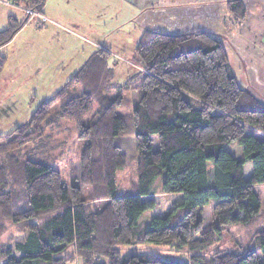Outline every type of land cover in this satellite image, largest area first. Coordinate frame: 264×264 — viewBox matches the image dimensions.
<instances>
[{"label": "trees", "instance_id": "1", "mask_svg": "<svg viewBox=\"0 0 264 264\" xmlns=\"http://www.w3.org/2000/svg\"><path fill=\"white\" fill-rule=\"evenodd\" d=\"M45 1L8 0L41 14ZM227 6L234 21L245 20L241 0ZM12 21L0 32V48L25 24ZM107 56L98 50L28 122L0 136V236L5 222L27 231L22 243L0 244V264H77V257L82 264H188L151 253L121 257L123 247L147 244L187 249L189 264H264V226L247 252L217 249L205 257L228 226H250L263 210L255 188L264 185V103L239 85L222 41L206 31L145 30L134 55L139 71L123 84L113 82ZM5 61L0 51V71ZM62 121L84 142L81 187L74 177L69 189L60 170L12 153ZM124 135L135 139L138 180L136 194L123 197L117 175L127 157L116 139ZM162 175V192L151 193ZM175 194L182 201L166 217L137 229L148 210ZM210 204L214 220L205 225L201 212Z\"/></svg>", "mask_w": 264, "mask_h": 264}, {"label": "rangeland", "instance_id": "2", "mask_svg": "<svg viewBox=\"0 0 264 264\" xmlns=\"http://www.w3.org/2000/svg\"><path fill=\"white\" fill-rule=\"evenodd\" d=\"M46 11L47 15L43 17L31 16L23 29L3 46L2 53L6 61L0 71V136H6L28 122L41 103L65 89L96 48L108 54L109 64L114 69L113 82L115 79L121 84L126 83L128 78L139 71L138 67L133 68L127 61L135 63L136 44L143 35L139 26L142 24L137 19L140 11L137 7L133 10L127 0H47ZM226 11L230 14L227 5ZM27 17L29 15L23 8L11 5L8 0H0V32L8 29L10 24H16L11 22L12 18L19 25L24 24ZM225 45L230 52L229 45ZM75 87L71 91L80 93V88ZM128 95L132 100L133 94L128 92ZM136 97L137 94L133 96L134 101ZM5 142L1 139L0 146ZM117 142L127 157L126 167L117 175V194L123 197L135 195L138 180L135 139L124 135ZM83 147L84 142L78 139L74 124L62 121L56 128H47L42 141H34L12 153L20 159L41 160L60 170L70 189L74 177L76 184L81 187L80 154ZM208 169L212 175L211 163ZM164 180V175L157 177L150 192H162ZM255 190L261 195L263 205L255 222L250 226H228L221 242L205 252L206 259H210L217 249L245 253L254 247L255 232L264 226V185L257 186ZM181 201L182 195L175 194L164 207L148 210L137 229L142 230L152 218L166 217ZM90 204L94 207L97 205L94 201ZM201 213L205 225L213 222L212 204ZM5 226L6 231L0 236V244L9 242L13 247L24 241L27 231L21 224L5 222ZM147 253L160 255L168 261L191 263V254L187 249L178 252L171 247L155 244L125 246L121 250V257ZM68 256L71 258L70 254ZM76 263L82 264L79 257Z\"/></svg>", "mask_w": 264, "mask_h": 264}, {"label": "crops", "instance_id": "3", "mask_svg": "<svg viewBox=\"0 0 264 264\" xmlns=\"http://www.w3.org/2000/svg\"><path fill=\"white\" fill-rule=\"evenodd\" d=\"M46 1L42 9L43 15H47L45 13ZM228 1L127 0V3L132 4L133 10H136L137 7V10L140 11L137 19L143 25L139 24L143 30L142 34L145 30L166 34L206 31L222 41L225 48L227 43L231 50L228 52L226 49L227 55L239 85L264 103V0H241L247 9L246 18L242 23L234 21L231 19L232 17L230 18L231 15L226 11ZM97 17L99 18L100 16ZM30 19L27 17L23 27ZM3 49L2 46L0 51L2 52ZM98 50L101 49L96 48L88 56L93 57ZM127 62L133 68L137 67L134 62L129 60ZM107 63L108 68L114 72L108 58ZM114 81L117 82L115 79ZM131 93L133 94L132 100L133 96L137 94L135 101L133 100V104H136L139 100L140 92L133 90ZM117 141L118 138L116 143H118Z\"/></svg>", "mask_w": 264, "mask_h": 264}, {"label": "built area", "instance_id": "4", "mask_svg": "<svg viewBox=\"0 0 264 264\" xmlns=\"http://www.w3.org/2000/svg\"><path fill=\"white\" fill-rule=\"evenodd\" d=\"M25 13H26L27 15H29L30 17H31V16H35V15L43 17V14L38 13V12L33 11V10H30V9H26V10H25Z\"/></svg>", "mask_w": 264, "mask_h": 264}]
</instances>
